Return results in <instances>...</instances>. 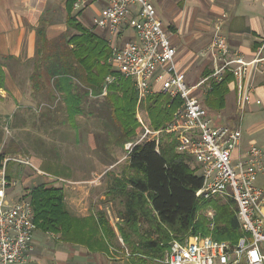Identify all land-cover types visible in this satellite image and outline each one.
I'll return each instance as SVG.
<instances>
[{"label":"trees","instance_id":"16d2710c","mask_svg":"<svg viewBox=\"0 0 264 264\" xmlns=\"http://www.w3.org/2000/svg\"><path fill=\"white\" fill-rule=\"evenodd\" d=\"M75 1L65 0L66 31L61 36L48 39L46 22L42 20L36 30L35 54L29 75L31 94L35 97L47 91L46 79L50 81L57 96L49 94L61 100L69 124L75 126L76 118L82 115L83 99L89 92L93 96L100 95L105 78L116 76L108 85L103 101L111 110V119L119 131L116 142L122 148L140 129L136 119L137 92L131 79L117 76L107 63L111 51L105 39L85 28L79 22L78 14L72 13ZM2 66L0 60V88L4 84ZM208 74L210 70H205L202 75ZM232 80V75L226 74L220 82H210V89L202 100L210 115H217L224 109ZM178 103L153 94L143 100L141 107L151 128L159 130L171 122ZM176 145L173 135H163L158 149L153 142L135 145L125 160L121 175L112 178L108 193L112 198H119L121 207L117 213L120 221L116 224L117 233L135 256V264H147L149 259L162 264L169 243L184 236L211 237L231 245L243 237L231 200L203 201L195 196L202 187V179L190 166V157L178 153ZM2 157L0 155V159ZM28 196L36 229L58 235L63 242L82 244L91 251L104 250L91 244L90 237L87 241L83 239V235L91 234L84 224L89 229L93 227L92 235L100 229L96 242L103 243L104 238L115 235L104 212L86 219L73 217L66 209L60 188L39 185L33 187ZM208 209L214 211L213 220L206 215Z\"/></svg>","mask_w":264,"mask_h":264},{"label":"built area","instance_id":"2783aa9c","mask_svg":"<svg viewBox=\"0 0 264 264\" xmlns=\"http://www.w3.org/2000/svg\"><path fill=\"white\" fill-rule=\"evenodd\" d=\"M94 3L102 6V14L91 20V30L105 32L104 39L111 50L109 65L117 76L132 80L137 105L153 94L179 101L171 122L162 129L149 127L138 115L140 135L125 145V158L137 144L153 142L158 149L163 135H173L176 151L190 157L192 168L202 179L195 196L203 201L231 200L243 232L235 245L199 235L173 239L163 263L264 264V187L257 183L264 173V150L251 145L244 153L236 154L242 138L240 128L217 124L201 99L211 81L220 82L231 74L236 86L235 103L243 112L251 101V76L264 68V45L253 60L246 62L228 50L221 36L215 34L209 46L210 53L214 49L217 52L212 54L210 74L188 85L185 73L176 64L177 51L151 0H77L72 8L81 12ZM124 31L131 33L126 42ZM115 78L106 77L104 89ZM8 161L16 159H0V264H24L36 227L29 201L7 199ZM206 215L213 220L214 211L208 209Z\"/></svg>","mask_w":264,"mask_h":264},{"label":"crops","instance_id":"0c3cea01","mask_svg":"<svg viewBox=\"0 0 264 264\" xmlns=\"http://www.w3.org/2000/svg\"><path fill=\"white\" fill-rule=\"evenodd\" d=\"M151 2L168 32L170 43L177 51L176 64L185 73L188 85L196 79L199 81L204 78L202 74L205 70L211 72L212 54L217 52L214 49L210 53L209 46L215 34L221 36L228 50L238 54L246 62L253 60L257 51L264 45V1L151 0ZM72 13L78 14L79 22L91 30V20L101 16L102 6L94 3L81 12H75L72 8ZM64 16L65 0H0V60L4 73V84L0 88V130L4 124L13 125L17 118L26 119V107L33 99L29 86L30 66L35 54L36 30L41 20L46 22L47 38L53 39L66 31ZM93 32L105 37L104 31ZM130 36V32L124 31L123 41L126 42ZM5 57L12 59H2ZM22 67L30 69H21ZM251 85L253 88L251 101L245 110L240 112L235 103L236 86L232 80L225 96V107L219 113L223 123L238 127L241 132L243 130L241 144L236 154L244 153L251 145L257 146L253 138L257 129L254 130L251 124L264 114V68L252 74ZM205 94L201 97L202 100ZM22 127L12 126L11 137L16 133L15 130H28ZM30 160L38 161L33 158ZM30 165L33 169L37 168ZM262 175L264 176V173ZM258 185L264 187V179L262 185ZM102 188L105 192V187ZM95 192L94 187L87 190L78 189L72 193L66 192L68 211L73 215L85 216L95 213L97 209L101 210L103 206L108 210L110 206L106 204L103 206L95 204L93 196ZM115 223L116 220L109 218L115 235L104 238L107 248L101 251H91L78 244L63 242L57 235L36 229L31 250L24 264H135V256L129 253L118 236ZM147 264H157V260L149 259Z\"/></svg>","mask_w":264,"mask_h":264},{"label":"rangeland","instance_id":"374dc122","mask_svg":"<svg viewBox=\"0 0 264 264\" xmlns=\"http://www.w3.org/2000/svg\"><path fill=\"white\" fill-rule=\"evenodd\" d=\"M32 66H30L31 70ZM30 67H22L21 69L28 70ZM188 81L190 82L189 78ZM197 81L196 79L191 82V85L196 84ZM46 86L48 87L46 93L35 95L32 102L26 107V119L17 118L13 125L4 124L0 130V155H3L2 158L16 159V161H8L6 165L7 180L10 183L7 199L11 202L27 200L31 203L28 194L33 187L39 185H44L46 188L56 187L62 189L67 209L66 192L72 193L77 192L78 189L87 190L94 187L96 190L93 195L95 204L102 206L106 204L110 206L108 210L103 206L101 210L97 209L95 213L85 216L69 213L77 219H86L98 212H104L108 222L109 218L116 220V227V224L120 222L117 217L118 211H121L119 198H112L107 190L112 184V178L120 176L126 164L127 151L125 145L135 142L140 135L142 126L138 115L144 124L151 127L147 120V114L141 107L143 101L137 105L136 112L140 129L136 136L121 148L116 142L119 131L111 119V110L103 101L108 93V88L104 89L105 84H103L100 95L93 96L89 92V96L83 99L82 115L76 118L75 126L69 124L61 100L49 94L57 96L52 91L51 82L47 79ZM213 117L219 125H230L223 123L219 114ZM251 125L254 130L257 129L253 135L257 147L264 150V114L259 116ZM12 126L16 128L23 126L22 128L26 127L28 130H15L16 133L11 137L10 129ZM4 139L5 142H3ZM32 158L38 159V161L31 162L30 159ZM23 161L29 162V165ZM30 164L37 168L33 169ZM103 172L107 174H103ZM196 174L198 175L199 172ZM263 179L264 176H260L257 183L262 185ZM99 183L100 185H98ZM102 187H105L107 192H104ZM104 196L105 199H103ZM84 225L91 234L83 235L85 236L83 239L87 241L90 237L91 244L94 243L106 249L105 239L103 243L102 241L96 242L100 229H98L97 234L92 235L93 227L89 229L88 225ZM81 246L83 245L81 244ZM262 247L264 248V246Z\"/></svg>","mask_w":264,"mask_h":264}]
</instances>
